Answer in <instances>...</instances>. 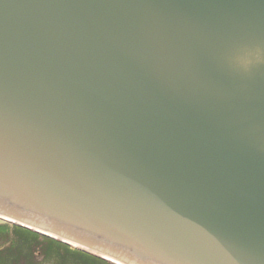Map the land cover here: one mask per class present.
I'll list each match as a JSON object with an SVG mask.
<instances>
[{
    "label": "water",
    "instance_id": "95a60500",
    "mask_svg": "<svg viewBox=\"0 0 264 264\" xmlns=\"http://www.w3.org/2000/svg\"><path fill=\"white\" fill-rule=\"evenodd\" d=\"M0 221L264 264V0H0Z\"/></svg>",
    "mask_w": 264,
    "mask_h": 264
},
{
    "label": "trees",
    "instance_id": "16d2710c",
    "mask_svg": "<svg viewBox=\"0 0 264 264\" xmlns=\"http://www.w3.org/2000/svg\"><path fill=\"white\" fill-rule=\"evenodd\" d=\"M11 227L15 233L8 246L0 250V264H35L37 254L35 249L39 250L38 253L44 263H51L57 258L56 264H108L80 251H73L67 245L2 221H0V237L6 236V230ZM55 252L56 256H52L51 254Z\"/></svg>",
    "mask_w": 264,
    "mask_h": 264
},
{
    "label": "rangeland",
    "instance_id": "374dc122",
    "mask_svg": "<svg viewBox=\"0 0 264 264\" xmlns=\"http://www.w3.org/2000/svg\"><path fill=\"white\" fill-rule=\"evenodd\" d=\"M14 233H15V231L11 227V228H8L6 230V234H7L6 236H1L0 237V250L3 249V248H6L8 246L9 242L12 240V236H13ZM40 241L42 242L41 239H40ZM39 246H41V244H39ZM38 252H39V250L38 249H35V253H37L35 255V261H36L35 264H56L57 258H54L55 261H51V263H44L43 260L41 259V255ZM51 255L52 256H54V255L56 256V252L55 253H52ZM85 255H87V254H85ZM66 258H68V257L66 256Z\"/></svg>",
    "mask_w": 264,
    "mask_h": 264
}]
</instances>
